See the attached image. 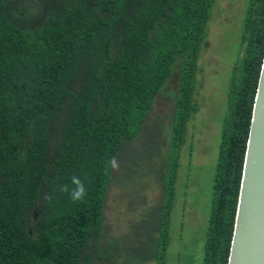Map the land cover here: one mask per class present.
<instances>
[{"label":"trees","instance_id":"16d2710c","mask_svg":"<svg viewBox=\"0 0 264 264\" xmlns=\"http://www.w3.org/2000/svg\"><path fill=\"white\" fill-rule=\"evenodd\" d=\"M213 2L0 0V264L89 259L87 248L105 237L121 145L142 132L183 59L173 166L154 244L165 264L178 149L197 110L196 76ZM242 41L202 264H228L264 56V0H250ZM74 176L86 188L79 200L64 191L75 187ZM34 212L36 236L28 227Z\"/></svg>","mask_w":264,"mask_h":264},{"label":"rangeland","instance_id":"374dc122","mask_svg":"<svg viewBox=\"0 0 264 264\" xmlns=\"http://www.w3.org/2000/svg\"><path fill=\"white\" fill-rule=\"evenodd\" d=\"M249 3L214 0L212 4L196 76L197 110L187 124L185 143L178 149L165 264L203 262L223 126L230 115L229 92L235 66L241 64ZM184 65L183 59L174 65L142 132L121 145L107 193L105 237L101 244L87 248L89 259L83 264H160L154 244L161 238L160 209L167 201L173 166L174 126ZM38 217L34 212L28 222L32 236L37 233ZM151 234L156 239L153 242ZM111 242L113 248L108 247ZM150 256L154 257L145 260Z\"/></svg>","mask_w":264,"mask_h":264},{"label":"water","instance_id":"95a60500","mask_svg":"<svg viewBox=\"0 0 264 264\" xmlns=\"http://www.w3.org/2000/svg\"><path fill=\"white\" fill-rule=\"evenodd\" d=\"M228 264H264V56Z\"/></svg>","mask_w":264,"mask_h":264},{"label":"clouds","instance_id":"9594fccd","mask_svg":"<svg viewBox=\"0 0 264 264\" xmlns=\"http://www.w3.org/2000/svg\"><path fill=\"white\" fill-rule=\"evenodd\" d=\"M72 183L75 185V187L70 190L68 186L65 185L64 191H69L70 196L73 200L82 199L86 193V188L84 183L78 177L75 176L72 178Z\"/></svg>","mask_w":264,"mask_h":264}]
</instances>
